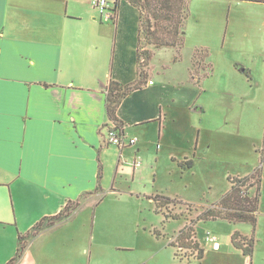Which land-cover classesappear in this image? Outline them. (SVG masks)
Returning a JSON list of instances; mask_svg holds the SVG:
<instances>
[{
	"label": "crops",
	"instance_id": "obj_1",
	"mask_svg": "<svg viewBox=\"0 0 264 264\" xmlns=\"http://www.w3.org/2000/svg\"><path fill=\"white\" fill-rule=\"evenodd\" d=\"M188 1L192 8V1L207 0ZM210 1L226 5L229 12L264 5V0ZM141 38L140 10L129 0L119 1L114 21L105 20L92 0H0V225L11 237L6 246L0 235L1 263L15 256L20 235L75 201L79 210L93 204L96 213L108 197L147 196L156 203L154 197L163 195L193 205L180 191L164 195L163 188L166 175L180 178L202 157L199 149L206 145L200 129L195 134L196 119L206 111L202 93L194 84L185 82L187 87L180 88L184 86L168 78L154 79L153 74H166L171 62L157 67L159 48L148 45L152 57L141 67ZM194 51L188 81L198 84ZM142 70L145 84L117 109L126 137H136L137 143L119 148L107 140L106 129L114 125L107 110V86L112 80L123 86L136 83ZM78 209L23 243L41 241L52 231L48 228L71 220ZM241 234L251 236L253 231ZM209 237L208 243L214 241ZM195 238L204 249L197 258L202 263L207 246L197 231ZM213 249H219L217 241ZM23 254L16 264L22 263Z\"/></svg>",
	"mask_w": 264,
	"mask_h": 264
},
{
	"label": "rangeland",
	"instance_id": "obj_2",
	"mask_svg": "<svg viewBox=\"0 0 264 264\" xmlns=\"http://www.w3.org/2000/svg\"><path fill=\"white\" fill-rule=\"evenodd\" d=\"M211 2L202 1V6L191 2L194 7L185 25L188 35L184 47L180 51L174 47L157 49L154 64H171L166 74L152 76L157 81L168 78L179 86L185 82L194 84L202 93L200 102L206 111L201 120L197 117L195 126V134L200 129L201 141L206 145L199 149L202 157L180 178L171 180L166 175L167 188H163L164 195L180 191L193 205L161 199L164 213L180 215L168 220L147 196L108 197L97 213L93 204L81 210L78 207L79 214L48 228L52 231L41 241H28L20 264H33L34 260L41 264L68 260L76 264H264V5L233 8L229 12L226 5ZM142 32L141 51H150V37L145 29ZM155 36L160 39L165 33L157 29ZM197 47L200 51L197 49L193 59L197 70L193 74L201 77L198 84L188 81L190 56ZM176 55L179 60L174 62ZM236 63L248 68L251 77L237 69ZM258 168L262 171V195L255 229L249 223L234 224L223 219L199 221L197 236L207 246L202 263L197 261L198 253L193 249V234L189 239L178 240L176 247L169 245L187 220L190 223L200 212L216 205L230 190L229 177L251 175ZM254 180L251 181L258 183L257 178ZM248 191L254 196L257 186ZM47 225H52V220L44 222L43 227ZM7 230L0 225L6 246L11 244ZM235 231L249 235L254 232L252 255H243L234 247L231 236ZM207 236L216 237L218 250L213 249L214 241L208 243ZM52 246L51 252H46Z\"/></svg>",
	"mask_w": 264,
	"mask_h": 264
},
{
	"label": "trees",
	"instance_id": "obj_3",
	"mask_svg": "<svg viewBox=\"0 0 264 264\" xmlns=\"http://www.w3.org/2000/svg\"><path fill=\"white\" fill-rule=\"evenodd\" d=\"M120 0H116L115 7L118 8ZM261 1V0H258ZM129 2L138 7L140 10L141 19V35L145 29L146 34L150 37V45L155 48L162 47H174L178 48L180 51L181 47L184 46L186 39V22L190 15V3L188 0H129ZM146 22V26L144 25ZM159 30L161 33H165L160 39L156 38L155 31ZM159 35V34H158ZM155 37V38H154ZM158 37V36H157ZM160 37V35H159ZM153 38V40H151ZM155 40V41H154ZM159 40V41H156ZM142 42V38H141ZM141 42L139 44L138 59L141 67L148 63V60L152 57V51H147L145 48L144 52L141 51ZM199 48L195 49L193 59L196 57ZM200 51V49H199ZM205 52H208L207 50ZM209 53V52H208ZM194 62V61H193ZM199 66V65H198ZM235 66L240 71L246 73L251 77V72L248 68L243 65L236 63ZM200 70V68H198ZM195 71H197L195 69ZM196 77V76H195ZM146 75L145 72L141 71L140 79L133 84L126 86L121 85L117 81H111L107 86V110L110 119L114 124L120 128L124 133L123 126L119 122L117 116V109L121 104L122 100L132 93L133 91L141 88L145 84ZM197 82L201 81V77L196 79ZM261 159L264 160V137H263V148L261 150ZM257 178L258 183L254 182ZM231 182L230 190L220 199V201L213 205L212 207L200 212L194 219H191L190 223H187L179 232L176 237L177 241H171L169 244L177 246L178 240L185 238L189 239L191 235L195 236L197 223L201 220L203 221H214L218 219L227 220L231 223H249L255 229L257 225V215L260 205V198L262 195V171L258 168L251 175L241 176V177H229ZM254 181H251V180ZM257 186V192L254 196H251L248 189ZM156 201L157 211L161 212L162 207L160 205V200L164 199L170 202H177L176 198H171L163 195H156L154 197ZM74 206H66L58 215L45 217L39 221L32 230H30L26 235L19 236L18 248L15 256L5 264H16L21 258L26 244L23 240L26 238L31 239L37 235L43 227L44 222L47 220H52V224H59L63 222L70 214L79 207L80 202H73ZM164 213V212H163ZM166 220L170 217L177 219L180 215H170L164 213ZM232 242L234 245L241 249L245 255H252L254 251L255 238L254 232L251 236H244L239 231H235L232 235ZM181 246V245H180ZM193 249L197 251L198 259H201L204 255V249L201 248L197 241L193 245Z\"/></svg>",
	"mask_w": 264,
	"mask_h": 264
},
{
	"label": "built area",
	"instance_id": "obj_4",
	"mask_svg": "<svg viewBox=\"0 0 264 264\" xmlns=\"http://www.w3.org/2000/svg\"><path fill=\"white\" fill-rule=\"evenodd\" d=\"M116 0H92L93 6L98 9L105 20L114 21L117 18V9L115 7ZM149 83H153L149 80ZM107 140L108 143L114 144L119 148H124L128 145H135L137 138H127L120 128L115 124L107 127ZM215 238L209 237L208 240H214Z\"/></svg>",
	"mask_w": 264,
	"mask_h": 264
}]
</instances>
